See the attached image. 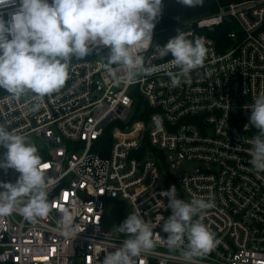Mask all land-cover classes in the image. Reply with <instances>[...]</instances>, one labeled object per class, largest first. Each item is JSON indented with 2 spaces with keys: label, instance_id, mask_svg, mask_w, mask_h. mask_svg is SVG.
<instances>
[{
  "label": "built area",
  "instance_id": "built-area-1",
  "mask_svg": "<svg viewBox=\"0 0 264 264\" xmlns=\"http://www.w3.org/2000/svg\"><path fill=\"white\" fill-rule=\"evenodd\" d=\"M0 11L7 20L13 8ZM225 22L232 29L221 42L211 34ZM182 26L187 39L203 38L207 52L179 87L164 71L117 84L105 68L107 48L93 45L85 58L70 59L65 85L43 100L31 92L14 99L0 89V123L25 136L49 165L51 205L36 223L16 212L0 217V264H102L128 238L103 225L105 202L115 198L156 225L154 248L136 264H188L162 230L172 211L160 193L173 185L179 199L213 205L203 223L218 243L193 264H264V172L250 163L258 130L245 128L246 105L264 93V0L229 4ZM166 32L155 26L153 47L138 49L145 66L173 59L153 55L155 45L180 33ZM18 176L0 169V182ZM61 208L80 226L77 236L62 235Z\"/></svg>",
  "mask_w": 264,
  "mask_h": 264
},
{
  "label": "clouds",
  "instance_id": "clouds-1",
  "mask_svg": "<svg viewBox=\"0 0 264 264\" xmlns=\"http://www.w3.org/2000/svg\"><path fill=\"white\" fill-rule=\"evenodd\" d=\"M177 2L192 8L202 5L203 0ZM6 6H12L13 11L7 20L0 11V89L14 99L31 92L36 100H43L59 92L68 79L70 59L85 58L93 45L107 48L105 68L117 84H131L138 77L164 71L171 86L179 87L181 78L189 82L190 72L202 66L206 57L202 37L193 41L180 32L164 46H154V57L171 54L173 59L145 66L146 59L138 49L153 47V30L162 15V0H0V8ZM173 68L178 71L173 72ZM246 107L251 109V115L245 128L251 125L258 130L250 142V163L260 173L264 172V93ZM154 123L159 128L162 122L155 118ZM0 146L6 149L0 169L19 173L15 183L0 182V217L16 212L32 223L47 217L51 205L44 169L49 165L42 163L37 147L25 136L10 132L6 122L0 123ZM160 195L168 199L172 211L162 226L168 234L166 244L170 250H180L183 259L193 264L195 257L205 256L218 243L203 223L204 212L213 206L212 202H185L177 197L175 185ZM60 212L62 235L77 236L80 226L74 223L70 209L61 208ZM155 227L140 214L128 215L118 226V231L128 238L106 255L102 264H136L137 257L154 248Z\"/></svg>",
  "mask_w": 264,
  "mask_h": 264
},
{
  "label": "crops",
  "instance_id": "crops-1",
  "mask_svg": "<svg viewBox=\"0 0 264 264\" xmlns=\"http://www.w3.org/2000/svg\"><path fill=\"white\" fill-rule=\"evenodd\" d=\"M242 0H203L202 5L189 8L177 0H162V15L157 24L162 29L186 25L195 19L216 14L222 7Z\"/></svg>",
  "mask_w": 264,
  "mask_h": 264
},
{
  "label": "rangeland",
  "instance_id": "rangeland-1",
  "mask_svg": "<svg viewBox=\"0 0 264 264\" xmlns=\"http://www.w3.org/2000/svg\"><path fill=\"white\" fill-rule=\"evenodd\" d=\"M156 26L159 29H162L158 26L156 22ZM161 38H164V34H160ZM6 150L4 148L0 149V156H2ZM104 228L116 231L117 227L125 221L128 215H131L130 206L129 204L121 199H109L105 202V209H104Z\"/></svg>",
  "mask_w": 264,
  "mask_h": 264
},
{
  "label": "trees",
  "instance_id": "trees-1",
  "mask_svg": "<svg viewBox=\"0 0 264 264\" xmlns=\"http://www.w3.org/2000/svg\"><path fill=\"white\" fill-rule=\"evenodd\" d=\"M231 29H232V26L229 23L225 22L222 25L218 26L215 32L211 34V36L216 38L217 40H221V42H225L226 34Z\"/></svg>",
  "mask_w": 264,
  "mask_h": 264
},
{
  "label": "water",
  "instance_id": "water-1",
  "mask_svg": "<svg viewBox=\"0 0 264 264\" xmlns=\"http://www.w3.org/2000/svg\"><path fill=\"white\" fill-rule=\"evenodd\" d=\"M182 29H183V26L179 25V26H175L174 28L167 29L166 33H167L168 36H171L173 34H176V33L180 32ZM1 159H3V157Z\"/></svg>",
  "mask_w": 264,
  "mask_h": 264
}]
</instances>
